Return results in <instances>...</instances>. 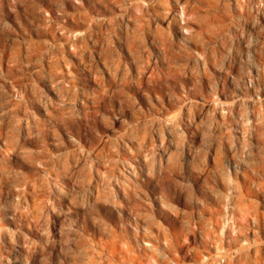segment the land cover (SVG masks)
Returning <instances> with one entry per match:
<instances>
[{"label": "rangeland", "instance_id": "374dc122", "mask_svg": "<svg viewBox=\"0 0 264 264\" xmlns=\"http://www.w3.org/2000/svg\"><path fill=\"white\" fill-rule=\"evenodd\" d=\"M216 246L264 264V0H0V264Z\"/></svg>", "mask_w": 264, "mask_h": 264}, {"label": "built area", "instance_id": "2783aa9c", "mask_svg": "<svg viewBox=\"0 0 264 264\" xmlns=\"http://www.w3.org/2000/svg\"><path fill=\"white\" fill-rule=\"evenodd\" d=\"M235 229V216L232 212L229 211V209H227L222 219L220 233L222 235H225L227 233H233L235 232ZM215 249L216 252H218L220 255H218V258L215 260V262L209 264H225V258L222 257V254L225 253V249L223 248V246H216ZM208 258L209 257H206V259Z\"/></svg>", "mask_w": 264, "mask_h": 264}]
</instances>
